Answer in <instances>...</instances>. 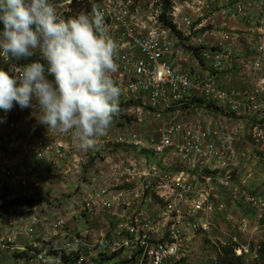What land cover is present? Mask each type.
Returning <instances> with one entry per match:
<instances>
[{"label":"built area","instance_id":"built-area-1","mask_svg":"<svg viewBox=\"0 0 264 264\" xmlns=\"http://www.w3.org/2000/svg\"><path fill=\"white\" fill-rule=\"evenodd\" d=\"M85 1L52 0L65 19L76 16ZM202 1L169 0L171 9L164 19L161 0H98L96 6L118 46L119 69L113 79L122 88L120 105L134 97L147 106L159 121L156 134L138 135L117 116L97 150L108 157L116 153L119 163L111 161L110 172L98 171L96 178L104 185L90 182L88 193L72 201L30 203L29 198L40 186L39 172L49 163L62 159L75 169L85 163L70 135L47 131L41 124L30 149L25 145L31 166L20 171L0 150V264H180L194 249L195 235L213 226L220 190L229 186L240 164L237 128L244 122H235V130L224 123H193L181 117L182 106L193 110L191 100H209L233 114L247 105L253 111L246 113L264 117V95L259 97L264 85L229 88L182 70L180 62L190 53L184 45L199 47L191 54L212 74L226 71L236 58L231 47L235 35L228 23L242 15L244 4L232 10L225 9L232 0H207L222 7L216 39L208 47L192 36L204 23L193 8L203 6ZM178 36L187 40L184 45ZM263 47L257 44L255 50L253 65L258 70L264 67ZM0 62L9 65L13 75L22 72L23 65L2 57ZM15 109L16 104L8 112L0 109L14 129L19 125ZM117 123H122L120 130L113 127ZM115 173L140 185L119 190L111 184ZM12 180L24 189L34 186L23 195L28 200L14 192V184L8 183ZM2 197L8 202L20 199L14 207L7 206L8 215ZM94 217L101 219L97 230L90 223Z\"/></svg>","mask_w":264,"mask_h":264},{"label":"clouds","instance_id":"clouds-1","mask_svg":"<svg viewBox=\"0 0 264 264\" xmlns=\"http://www.w3.org/2000/svg\"><path fill=\"white\" fill-rule=\"evenodd\" d=\"M104 17L96 5L65 19L52 0H0V57L29 61L17 75L0 68V109H36L47 131L70 135L81 150L98 149L122 95L113 79L118 46Z\"/></svg>","mask_w":264,"mask_h":264},{"label":"rangeland","instance_id":"rangeland-1","mask_svg":"<svg viewBox=\"0 0 264 264\" xmlns=\"http://www.w3.org/2000/svg\"><path fill=\"white\" fill-rule=\"evenodd\" d=\"M97 2L98 0H94L91 8ZM161 2V11L164 8V14L162 16L165 19V12L170 11L171 8H169L168 3L166 4L162 0ZM239 3L244 4L245 9L242 15L235 20L241 28L240 30L237 29L238 31L234 30L235 33L239 32V35L236 36L235 43H240L244 49L250 47V43L263 44L264 46V32L261 31V29L264 31V0H232L231 3L225 6V9L230 8L233 10ZM201 5L203 6L193 8L197 10L198 14L202 15L204 23L202 27L192 33V36L197 40L200 39L201 45L209 47L216 39V31L219 29L222 15L219 16L215 12H210L208 6L213 9L214 4H211L207 0H203ZM219 11L221 10L219 9ZM202 18L200 17L194 22H198ZM174 30L181 32V30L175 27ZM178 37L180 38V36ZM188 39L191 40L190 35ZM180 40L182 45L187 41L181 38ZM184 47L185 50H190V53L191 51L197 52L199 50V47L196 45H184ZM232 48L233 50L236 49L234 41ZM262 51L264 53V47ZM249 53L250 50L245 54L247 58H250L249 56L251 54ZM261 71L263 72V70ZM261 71L255 70L254 72L252 70L251 73L253 74L251 76L255 78ZM257 80V78L253 79L254 82H257ZM259 97H262L261 92L259 93ZM120 108L121 113L116 119H120L121 121L125 120L138 135L156 134L159 121L156 120L153 112L148 110L147 106L142 105L140 101L133 97L124 100ZM15 111L14 117L16 119L27 116L28 124L32 126L39 122L37 117L40 113L36 109H21L16 104ZM251 114L236 115V117H233L234 122H244L243 126L239 127L237 135V150L241 158L239 167L234 170L229 186L220 190V208L216 212L215 223H213L211 228L209 227L206 230L208 232H199L195 235L194 249L187 258L180 261V264H218L219 259L222 257L224 247H230L234 256H239L242 259V264H264V259L262 258V251L264 252V126L262 120L264 117L261 114ZM4 121L6 123H0V150L7 152L8 143L12 140L10 133H13L15 129L9 123V120L4 119ZM120 125L122 123H117L113 127L115 130H120ZM30 130L32 131L33 127ZM21 144L24 147L26 143L22 142ZM114 154L109 158L111 161L119 163L117 155ZM25 155L27 154L23 151L21 157ZM127 155L130 156L131 154ZM150 160L152 161V159ZM16 164H14V168L18 171L30 168V166L20 163V160ZM88 164L87 167L90 168V159H88ZM96 167L92 165L93 169ZM47 168H49V164L45 169ZM97 169L99 171L103 168L99 167ZM104 169L106 172L111 171L105 167ZM51 171L49 170V172ZM53 172L54 175H57L56 171ZM31 173H34V170L31 169ZM47 177L49 178L48 182L50 185L44 187L46 188V193L51 192L55 196L67 198L68 194L62 193L64 183L59 182L57 177H52V179H50V176ZM137 181V179H131L127 182L126 177L116 173L111 176V184L119 190L132 189V186L135 184L139 186L140 182L137 183ZM127 184H130V186H127ZM68 185H70L69 180ZM149 192L152 194V191ZM156 204L157 201L152 203L151 200V206H156ZM218 216H220L219 221Z\"/></svg>","mask_w":264,"mask_h":264},{"label":"crops","instance_id":"crops-1","mask_svg":"<svg viewBox=\"0 0 264 264\" xmlns=\"http://www.w3.org/2000/svg\"><path fill=\"white\" fill-rule=\"evenodd\" d=\"M221 8L222 7L220 6H215L213 7V9L211 8L208 9H211L209 10L210 12H215L219 16H221L222 15ZM219 9L221 11H219ZM228 24L231 25L236 40V36L239 35V32L235 33L234 30L237 29L240 30L241 29L240 25L238 24L237 21H230ZM261 31H263V29H261ZM235 40H234V46L236 49H234L235 50L234 53L236 58L233 64L229 65V68L226 71L212 74V72H209L202 67L203 64L200 61H198V57L196 56V54H191V53L185 54L183 56V59L180 62V66L182 70L189 72L191 75L203 76L205 78H208L216 82L219 85L222 86L225 85L229 88L250 90L256 86L264 85L261 84L262 83L261 81L264 79V67L258 70L253 65L254 58L256 57L255 50L257 47V43H250V47L244 49L240 43L238 42L235 43ZM249 50H250L249 54L251 55L249 56L250 58H247L245 54H247ZM262 57L264 58V54L262 55ZM252 70L254 72L255 70L258 71L263 70V72L262 71L259 72V74H257L256 77L253 78L251 76V74H253L251 73ZM256 78L258 80L257 82H254L253 79ZM262 95H264V93H262ZM191 102H193L195 105L193 110H189L186 105L182 106L183 114L181 115V117L184 120H188L193 123H201L205 125H214L217 123L229 124L232 126L234 130H235V122L233 117H236V115L245 114L246 109L253 111L252 109H249L248 106L246 105L245 107L241 108L239 111L233 114H228L218 104L211 102L209 100H204V101L191 100ZM246 114H251V113L248 112ZM165 117H167V112L164 113V118ZM0 118H2L3 122H5L4 121L5 117L2 116L1 114H0ZM28 122L29 121L27 120V116H22L21 118L19 117L18 127L15 129V131H13V133L12 132L10 133L12 140L10 143H8V151L5 153L9 157V160L10 162L13 163V165L14 164L17 165L16 162L20 160V163L31 166L29 164V160L31 157L30 154L21 157L22 152L25 151V146L23 147L21 143L25 142L26 144H28L26 149H30L29 147L34 142L39 127L41 126V123L37 122L32 126L28 124ZM32 127L33 130L31 131L30 129ZM238 130L239 128H237V132ZM72 143L74 146L78 147L74 143V141H72ZM237 145H238V139H237ZM78 152L85 161V163L81 167L75 169L72 164L70 166L69 163L66 162L65 160L58 159L54 161V163H49V168L39 172L38 176H39L40 186L38 190L34 191L33 195L31 194V196H29L30 203H34L39 200H45L48 202H55V201L61 202V201H70V200L72 201L73 199L81 198L83 194L88 193L90 189L89 185L92 184L90 182H93L94 186L104 185L103 181L97 179L96 176L98 173L97 168L102 167L104 169L105 167L106 169H108L112 165L111 159L107 156V153L99 152L97 149L84 151L81 150L79 147H78ZM146 156L149 157L148 154ZM88 159H90V168L87 167L89 165ZM150 159L152 158L149 157V160ZM92 165L97 167L93 169ZM49 170L52 171L49 172ZM15 171L18 170L16 169ZM53 171H56L57 175H54ZM47 176H50V179H52V177H57L59 182L64 183V185L62 186L63 188L62 193H67L68 194L67 198H61V196L60 197L55 196L51 192L46 193L45 191L46 188L44 187L50 185V183L48 182L49 178ZM68 180L70 181V185H68ZM15 182L16 181L12 180L8 183L14 184ZM127 186H130V184H127ZM33 188H34L33 185H30L28 189H24L19 185L14 184L12 189L18 196L23 197V195H26L28 191H31V189ZM23 198H24L23 200L25 199L28 200L26 196ZM219 217L220 216H218V221L220 220ZM90 223L97 230L100 227L101 219L98 217H94L90 219Z\"/></svg>","mask_w":264,"mask_h":264},{"label":"trees","instance_id":"trees-1","mask_svg":"<svg viewBox=\"0 0 264 264\" xmlns=\"http://www.w3.org/2000/svg\"><path fill=\"white\" fill-rule=\"evenodd\" d=\"M164 1L166 4L168 3V0H162ZM90 5V6H89ZM93 5V2H89V1H85L83 6L78 9L77 11L75 10V15L81 13V12H87L89 9H91V6ZM3 28V24L2 22H0V29ZM39 58V51H37V53L30 57L29 60H34ZM29 61H25V60H21V61H12V63L14 64H19V65H24L25 63H27ZM0 68H3L4 70L9 69V65L4 64L2 62H0ZM20 199H16L13 202H8L7 199L5 197H2V209L5 210L6 215H8V210L6 209L8 205H10V207H14L16 203L19 202ZM262 258L264 259V252L262 251ZM242 259H240L239 256H234L233 251L230 247H224L223 248V254L222 257L219 259L218 264H242Z\"/></svg>","mask_w":264,"mask_h":264},{"label":"bare ground","instance_id":"bare-ground-1","mask_svg":"<svg viewBox=\"0 0 264 264\" xmlns=\"http://www.w3.org/2000/svg\"><path fill=\"white\" fill-rule=\"evenodd\" d=\"M35 110V109H34Z\"/></svg>","mask_w":264,"mask_h":264}]
</instances>
